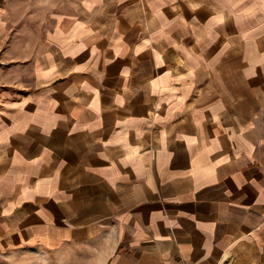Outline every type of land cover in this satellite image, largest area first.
Returning <instances> with one entry per match:
<instances>
[{
  "label": "crops",
  "instance_id": "crops-1",
  "mask_svg": "<svg viewBox=\"0 0 264 264\" xmlns=\"http://www.w3.org/2000/svg\"><path fill=\"white\" fill-rule=\"evenodd\" d=\"M66 3L0 54V264H264V0Z\"/></svg>",
  "mask_w": 264,
  "mask_h": 264
},
{
  "label": "rangeland",
  "instance_id": "rangeland-1",
  "mask_svg": "<svg viewBox=\"0 0 264 264\" xmlns=\"http://www.w3.org/2000/svg\"><path fill=\"white\" fill-rule=\"evenodd\" d=\"M67 0H0V54L10 46L17 50L39 41L53 27L57 12L67 9ZM22 51L19 57L22 56Z\"/></svg>",
  "mask_w": 264,
  "mask_h": 264
}]
</instances>
